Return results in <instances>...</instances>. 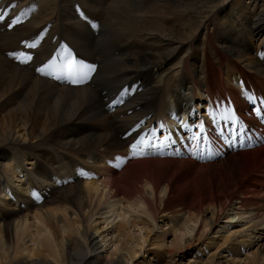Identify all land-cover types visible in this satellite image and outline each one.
I'll use <instances>...</instances> for the list:
<instances>
[{
    "label": "bare ground",
    "instance_id": "obj_1",
    "mask_svg": "<svg viewBox=\"0 0 264 264\" xmlns=\"http://www.w3.org/2000/svg\"><path fill=\"white\" fill-rule=\"evenodd\" d=\"M77 3L88 22L76 14ZM5 6L0 264H129L146 241L158 259L179 264L187 253L215 243L212 232L221 215L228 234L217 244L232 242L236 253L247 241L243 237L264 231V146L197 163L156 157L153 134L145 141L152 145L147 154L138 149L131 156L125 148L130 139L118 137L158 111L196 103L203 109L208 96L217 98L221 119L234 108L254 121L241 107L264 95V0H0V9ZM15 17L23 21L12 23ZM60 38L99 63L91 82L70 88L34 73V64ZM23 39L29 48L40 44L31 66L7 55ZM126 83L135 93L107 114L103 100ZM114 154L123 155V164ZM71 158L81 159L72 165ZM84 162L92 174L56 186ZM159 218L170 230L149 237ZM99 223L117 231L105 256L95 253L102 247ZM261 246L252 264H264ZM214 258L204 264H230Z\"/></svg>",
    "mask_w": 264,
    "mask_h": 264
},
{
    "label": "rangeland",
    "instance_id": "obj_2",
    "mask_svg": "<svg viewBox=\"0 0 264 264\" xmlns=\"http://www.w3.org/2000/svg\"><path fill=\"white\" fill-rule=\"evenodd\" d=\"M239 85L241 86L242 84L240 83ZM80 159L81 158H76L75 160L77 161V160H80ZM65 160L68 162L67 159H65ZM71 160H72V158H71ZM75 160H72V165H75L76 164L75 163ZM87 163L88 162H86V165H87V167H89L90 164L89 163L87 164ZM84 164H85V162H84ZM23 166H24V169L26 167H28V166L31 167V165L29 163L27 165H25L23 163ZM56 166H59V163H57ZM58 168H60V167H58ZM83 170L84 169H82V171ZM24 178H26V177H24ZM20 179H21V177H20ZM226 213H230V211L227 210ZM95 218H99V216L96 215ZM98 220H100V218ZM201 220H202V217H201ZM226 220L227 219L224 218V215H221V217L215 222V225H214L215 228H214V230L212 232V236H214L216 238V240H215V243L213 245H204V246H201V247L196 248L197 250H194L193 249L194 251H193V254L192 255H189L187 253V255L183 256V259L177 261V263L182 264V262H184V264H192V263H195L196 262L195 264H204L210 258L215 257L213 259L214 261H216V260L219 259V261H222V262H230V264L233 263V261H235L236 264H241V263H243L244 260H246V263L252 264L254 262V260H255V255H254L255 250H259V248H258L259 245L262 244V246H263V243H264V231H262V230H256L255 233L253 235H251V237H248V238L246 236L243 237V240L246 239L247 241H246V243H244V246L241 247V249H240L241 251L239 253H236V252H234V250H232L231 248H229L230 246L232 247V244H233L232 242L230 243V246L228 244L221 245V246H219L217 244L218 242L221 241L220 238L222 236H226L228 234L227 231L224 232L223 231V228H221V223L226 222ZM156 223H157L158 227L156 228V225H155V228H153L150 231L149 237L151 236V237H155L156 238L158 233H162L164 231H168V229H169L168 226L167 227H165V226L162 227L161 226V224L164 223L161 218L157 219V222ZM240 223H242V222H240ZM102 224L103 223H101V224L99 223V226L100 227L103 226L101 228V230L98 232L99 233V236H97V237L95 236L96 237V240H98V241L101 240V242H102L101 246L102 247L98 248L96 250L97 252L95 251V253H99V254L105 256V255H107L109 253V251L112 248L111 247L112 241H113V238L116 236L114 234H116L117 231L116 230L114 231L113 230L114 227H112V225H110V224H108V225L105 224V223L103 225ZM169 224H170V222H169ZM236 225H240V227H243L244 226V224L243 225L242 224H236ZM140 226L143 227V232L146 231V228H145V226L143 224H139L138 225V227H140ZM174 229H176V228H174ZM134 231H136V228H134ZM216 231H219V232L216 233ZM100 233H102V234H100ZM171 238H172L171 235H168L167 238H166V241L169 242ZM148 242L146 241L144 243L145 245L142 246L143 248L141 247L140 251L136 253L137 255L133 257L134 259L132 258L133 260L132 259L129 260V264H144L145 262L148 263L147 261L149 259H150L149 261L152 264H166L167 263V259H165V260H162V258L161 259H158L156 257V255H154V253L151 254V252H149L150 250H153L154 247L153 246H150L148 244ZM247 242H249L250 244L247 243ZM231 251H233V252H231ZM119 253L120 252H118L117 255H119ZM245 256H248L249 260H248V258L244 259ZM175 259H179V256L175 257ZM240 261H241V263H240Z\"/></svg>",
    "mask_w": 264,
    "mask_h": 264
},
{
    "label": "snow or ice",
    "instance_id": "obj_3",
    "mask_svg": "<svg viewBox=\"0 0 264 264\" xmlns=\"http://www.w3.org/2000/svg\"><path fill=\"white\" fill-rule=\"evenodd\" d=\"M0 19H3V17H0ZM14 22H17V21H14ZM93 27H95V25H93ZM46 67H47V65H45L44 67L37 68L36 71H38V72L43 74L45 72V68ZM87 67L92 68L93 66H87ZM67 71L69 73V76L71 77L73 73H79L81 71V66L77 64V61L75 59H71L67 63ZM72 82L76 83L78 81L76 79H72ZM198 127L202 128L203 127V123L199 124ZM153 131H155V129H153ZM193 138H196V137L194 136ZM142 145H143V147H141ZM151 146L152 145L146 144L144 142V138L143 137H140L139 139H136L135 142L130 145L131 154L133 156L137 155V150L139 149V154L140 155H145V154H147L146 153V149L148 147H151Z\"/></svg>",
    "mask_w": 264,
    "mask_h": 264
}]
</instances>
